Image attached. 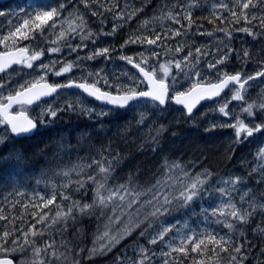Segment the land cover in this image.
Instances as JSON below:
<instances>
[{
  "label": "trees",
  "instance_id": "16d2710c",
  "mask_svg": "<svg viewBox=\"0 0 264 264\" xmlns=\"http://www.w3.org/2000/svg\"><path fill=\"white\" fill-rule=\"evenodd\" d=\"M56 1L13 0L7 6L2 4L0 12L8 13L9 16L7 20L5 15H0L2 47L6 43L17 46L26 41V39L13 37L12 34L15 33L16 28L23 24V19L34 16L36 12L57 7ZM256 1L260 0H252L255 6L247 10L242 9V4L247 0H192L189 4L181 0H70V3L71 8L73 5L77 9L78 19L76 21H80L79 18L82 17L87 24H90L88 32L94 34L91 37L92 41H100L103 47L110 49L105 56L108 68L111 66L110 63L127 65L126 60L121 57H132L134 61H141V54L144 57L143 50L148 49L149 45L147 43L125 45V41L130 37L133 39L136 37L154 39L157 34L161 36L154 48L149 46L150 53L144 57L147 60V67L153 70L156 69L155 63L164 56L167 59H177L181 56L180 54L195 55L193 48L198 45L197 40H205L203 36L225 35L236 49L234 48V53H227L223 65H226L229 74L240 72L245 75L264 70V27L260 22V18L264 17V3ZM222 5H227V7ZM232 11H235L238 16L241 12L246 11L250 22L241 19L237 23L232 17ZM120 12L125 13V16L117 19V14ZM133 12L135 15L128 19V14ZM169 12L174 15L179 13L176 19H179L180 23H176L174 19L162 18L166 17ZM188 13H191L193 21L191 25L184 19ZM253 16L256 19H252ZM71 18L75 19L70 12L69 19ZM145 21H148L146 25ZM117 25L118 27L113 33V28ZM73 26H77L75 21ZM245 27L250 28L252 34L238 30ZM77 29L79 28L77 27ZM22 31H27V29H22ZM176 31H179L180 34L173 35L172 33ZM38 32L39 30L30 31L29 38ZM79 32L81 33L80 30ZM88 43H91V40H88ZM122 45L125 46L121 47ZM177 48L181 50L176 51ZM245 51L249 53L248 57H244ZM153 53L158 55H153ZM203 61H207L209 65L214 63L210 56L204 57ZM118 68L117 72L121 73L120 70L124 68V65ZM130 68L135 71L131 64ZM109 83L111 84L105 87L116 91L118 85L112 81ZM83 96L88 100L85 95ZM89 101L94 103L92 100ZM142 101H145L147 106L143 110H140V107L135 108L136 105L127 109L110 108L108 116L94 119L96 121L87 120L86 114L61 112L53 119L54 125L37 131L31 136L16 138L7 134L0 140V217H3L0 218V236L5 231L12 234L7 244L9 249L17 247L11 243L14 238H18L19 245H24L23 250L17 248L16 251L0 252V256L10 254L16 260L28 264H33V262L37 264L39 261L37 259L73 264L107 261L113 257H123V253H121L123 250L120 246L124 243V247L132 242L140 243L148 248V241L152 237L151 231L154 225L167 222L174 226L171 234H175L182 240H185L187 236L203 237L213 234L217 238L224 237L231 241L230 252H218L217 254L210 251L211 245L209 250L192 252V245L189 243L186 255L174 252L175 255L181 256L179 264L184 262L186 264H225L230 256L239 258L243 264H264V158L258 154L259 150L264 148V131L256 132L251 137L242 134L240 141L237 142L234 129L223 126L229 124H220L219 121L210 124L211 119L209 118L193 121L194 114L188 115L181 107L172 103L158 109L157 104L153 107L150 106V104H155L154 102ZM176 111H179L181 119ZM253 111L257 112L255 108ZM257 113L264 121V116ZM257 113L254 114L255 117ZM239 119L244 120L243 118ZM244 122L249 126L254 124L247 123L245 120ZM260 123L262 122L259 121ZM162 126L164 130L160 131ZM93 131L96 132L91 133ZM213 143L214 145L209 146ZM72 147L84 149L89 157L94 154L113 157L116 161V166L113 169L115 174L125 171L126 175L140 180H135L134 184L129 181L120 184L114 181L115 175L107 180L105 173L100 172L99 167L94 163L95 160L89 158H86L87 165L84 164L82 167L80 164L78 165L80 174L76 175L74 179H70L69 176L71 167L77 165L76 163L61 167V170L67 169L63 172V176L57 179H40L43 171L53 161L54 165L59 164L54 159L65 155ZM86 147L89 149L86 150ZM49 153L50 155H48ZM205 154L207 155L204 156ZM207 156L210 157L207 158ZM100 158L101 156H99ZM101 165L105 166L102 163ZM173 165H179V167H173ZM89 176L95 178L91 180L95 182V186L88 181L90 180ZM198 177L205 181L199 186L198 195L188 205H182L178 199L180 193ZM237 177L240 180L235 185L225 183ZM83 178H86L88 187L82 181ZM98 183L105 184V188L101 190V194L104 196L109 194L108 190L116 191L120 185H125L127 192L120 189L118 195L113 197L106 206L97 203L94 207L81 212L80 207L84 204L91 205L96 199ZM222 188L226 189L224 193L219 191ZM120 195L125 197L123 201L119 199ZM165 196L172 202L170 205H166L169 211L164 213L162 210L161 214L155 217L151 216L150 213L163 204ZM53 197H55L54 203L44 207L46 201ZM221 197L224 199L220 200ZM74 203L77 206L72 208L70 215L67 217L56 216L58 211L67 213L69 207ZM229 204H234L242 212L250 213L247 221L241 222L230 217L228 215L230 209L226 207ZM195 208L198 210L196 211ZM213 209H223L224 215L219 212L213 215ZM41 216L44 217L43 220H40ZM130 222L139 225L131 235L122 239L110 251L98 255L90 254V249L98 248L101 243H106L105 239L98 241V237H103L106 231L109 234H115ZM229 223L233 224L232 229L227 227ZM33 231L37 234L32 235ZM142 232L145 235L141 236ZM24 233H28V240L34 242L36 247L43 248L45 245L51 244L52 248L40 256H35L33 244L25 245ZM241 245L240 253L232 250L233 247ZM179 246H181V242ZM53 251H55V255L51 254Z\"/></svg>",
  "mask_w": 264,
  "mask_h": 264
},
{
  "label": "rangeland",
  "instance_id": "374dc122",
  "mask_svg": "<svg viewBox=\"0 0 264 264\" xmlns=\"http://www.w3.org/2000/svg\"><path fill=\"white\" fill-rule=\"evenodd\" d=\"M181 1H186L188 4L192 2V0ZM55 4L57 7H59L60 4L64 5V8L60 10L59 17L56 18V26L53 28L50 26V24L45 25L42 31L39 30L36 35L22 42V45L30 47L31 55L35 53L43 54L38 60L31 62V68H29L27 64L22 63L15 69L8 72L3 79L0 78L3 86L0 90V97H6L9 94L15 93V91L21 89V86H26L28 84L40 81L42 80L41 77H43V80H49L50 78H53L55 80H63L64 78L71 80L70 78L72 76L74 78L80 77L89 82H95L98 80L99 83H97V85L100 87L110 85L111 83H109V81H112L116 85H126L129 87H135L138 91L140 89H146V85L142 77L136 71L131 70L130 64L127 61L125 62L127 65L123 64L124 68L120 70L121 73H118V67L123 65H119V63H110L111 66L110 68H108L106 66L107 59L105 56H96L94 59H88L87 57L91 56L97 50L103 49L105 47H103L100 41L93 42L92 38L88 39L91 40V43H88V40H84L83 42L81 41L80 36L87 34L88 30H90L88 29V26L90 24L86 23V30H84V32L80 33V29H77V27L75 33L69 31V24H71L72 27H74V21L75 25L80 24V21H76L78 19L77 9L73 5L71 8L70 0H57ZM70 12L72 13L75 19H69ZM5 17L7 20L9 19L8 13H6ZM1 27L2 22L0 20V28ZM62 31L65 32V36L63 38L60 37V33ZM203 38H205V40H197L198 45L193 48V52L195 53V55L180 54L181 56L177 59H167V57L165 58L164 56L161 60L155 63V70L158 77L169 82L172 92H185L197 83L217 82L220 78L223 77L225 73L229 74L226 65L223 64H225V58L227 53H234V51L230 52L229 49L234 50L235 45L231 44V42H229L228 37H226L225 35H218L216 37L203 36ZM212 38L214 39L212 40ZM14 46L15 45L10 44L11 48H14ZM149 46L154 48V45ZM149 46L148 49L145 48V50H143L144 57H146V55L148 56V54L150 53ZM52 48H59L60 51H49ZM73 48H75L76 51H72L71 49ZM196 49H200V52H197ZM207 56H210V59L214 61L213 64L215 65V67L210 68L207 61H203V58ZM186 57L187 59H185ZM221 59H223L224 62L218 64L217 61ZM177 61L181 63L180 68L175 67V62ZM69 62L73 63L74 65L72 70L68 73H64L59 76L56 75V72H59L61 68ZM161 64H167L170 67V71L167 76H165L160 70L159 66ZM42 65H47L48 67L42 68ZM97 73H99V76H97ZM254 74H252L251 72L246 73L244 75V78H246L247 76H254ZM105 81H107V83H105ZM263 83L264 78H256L250 81L249 84L246 85V91L242 93L244 95V100L241 101L232 100V96L234 95L235 89L236 87H238L232 86L231 89L223 97L219 98L214 102L207 103L206 105H204L203 108H201L199 111H197V113L192 116V120L199 121L206 120L209 118L211 119L210 124H214L216 121H219L220 124H232L236 118H243L247 123L259 124V121L264 123L263 119L259 117L257 113L259 112V114L264 116V110H261L258 107L255 108V110L257 111L254 112V114L257 113L256 117L254 115L252 117H249L246 113H243L241 111L242 108L247 107V103L255 102V104L257 105H259L260 103H264ZM230 100L231 103L228 105L230 116L226 117L222 113H220L218 109ZM88 101L89 100H86L81 93L71 92V90H63L62 93H60L54 99L44 103L41 107H33L29 110L31 113L37 116L38 113H40L39 117L41 118L46 119L47 116L49 117L47 118V121L43 122L44 126H48L53 122L52 118L54 117L50 115L49 109L58 113L61 110H66L71 113L78 112L79 114H86L87 116L85 118L89 121H93L96 117L103 118L104 116H108L110 114L108 108L95 106L93 104H87ZM154 103L155 104H150V106H156L157 103ZM135 105L136 106H133L135 108L140 107V110H143L147 107L145 105V101H142V103L138 102ZM160 107L162 106L157 104V108L159 109ZM176 113L179 114V111H176ZM178 117L180 119L182 118L180 114ZM5 135L7 136V128L4 124H0V138L3 139ZM85 149L87 150L89 148L86 147ZM99 156H101L100 159ZM86 158L94 159L95 161L99 162L101 160V163L105 165V168L111 169L110 172L107 174V180H109L113 175H115L113 178L114 181L120 184L128 183V181L134 184L135 180H140L139 178H131L130 176L126 175L125 171H122V173H120L119 171L115 174L113 169L116 166V161L113 157H106L103 154H94L92 157H89L85 150L80 147H72L68 150L65 155H61L60 157L54 159L55 162H59V164L54 165L53 161L49 165V167L43 171V174L40 179H57L58 177L63 176V172L67 169L65 168V170H61V167L63 168L65 166H69L72 163H76L77 165H71V175L69 176L70 179H74L76 175L80 174V168L78 167V165L80 164L81 167L84 164L87 165ZM85 180L86 178L82 179V181L85 182V186L88 187L89 184H87ZM88 181L94 184V186L96 185L95 182L91 180ZM223 199L224 197L220 198V200ZM163 227H172V229L174 228L173 224L167 222H160L159 224L154 225L151 231L152 237L149 238V241ZM171 233L172 231L167 233L163 241H157L156 244L149 243L148 248L147 246L144 247L140 243L135 244L132 242L131 244L128 243L124 247V243L122 246H120L122 247L121 250H123L121 252L123 253V257H113L112 259L107 261H95L91 264H135L136 261L142 258L137 245L143 246L144 248L148 249V260L145 261V264H165L166 260L169 262V264H179L181 256L175 255L174 251H171V249L169 248V244H171L172 248L179 247L182 238ZM169 252H171L170 255H163L164 253ZM37 260H39L38 262L45 261V259ZM241 262L243 264V261L236 257L235 264H241ZM183 264H186V262H184ZM225 264H229V260H227Z\"/></svg>",
  "mask_w": 264,
  "mask_h": 264
},
{
  "label": "snow or ice",
  "instance_id": "6c2138e0",
  "mask_svg": "<svg viewBox=\"0 0 264 264\" xmlns=\"http://www.w3.org/2000/svg\"><path fill=\"white\" fill-rule=\"evenodd\" d=\"M261 3H264V0H260ZM223 7H227V5H222ZM252 0H247V2H244L242 4V9L247 10L250 7H254ZM64 8L63 4H60L59 7H52L49 10L44 11H38L35 13L34 16H31L30 18L23 19V24L16 28L15 33H13V37L15 39H28L29 38V32L33 30H43V27L45 25H49V22L51 23V27L56 26V18L60 15V10ZM111 11V9H109ZM94 15L96 13H93ZM0 15H6L5 13L0 12ZM135 13L128 14V19H131L132 16H134ZM179 13L173 14L171 12L167 13L166 17L167 19H174L176 23H180L179 19H176V16H178ZM125 16V13L120 12L117 14V19L123 18ZM232 17L236 20L237 23L240 22L241 19H243L245 22H250L249 17L245 12H241L239 16L235 11H232ZM80 19V24L77 25L81 32H84L86 29V22L83 20L82 17ZM188 21V24L191 25L193 23L191 19V13H188L184 17ZM252 19H256L255 16L252 17ZM261 26L264 27V17L260 18ZM145 25L148 23V21L144 22ZM76 27H72L71 24H69V31L75 33ZM117 26H114L113 33L115 32ZM22 29H27V31H22ZM239 31H243L249 34L251 33L250 28H242L238 29ZM221 31H224L221 29ZM173 35H179V31H176L172 33ZM94 34L92 32H87V34L81 35L80 39L83 42L84 40L91 39V37ZM231 34L229 33V36ZM65 36V32L60 33V37L63 38ZM7 39V37H5ZM161 39V36L157 34L154 39H149L147 37H136L135 39L129 38V40L125 41V45L128 43H147L149 45H155L157 42ZM125 45H122L121 47H124ZM79 47V46H78ZM72 51H76L75 48L71 49ZM180 48H177L176 51H180ZM27 49L21 48L17 50V53H5L4 56L7 57V59L0 57V71H4L6 68L10 66L11 63H23L27 64L29 68L32 67V61L38 60L40 56L43 53H35L31 56L26 55ZM49 51L51 52H59V48H52ZM110 49L105 47L103 49L97 50L95 53H93L91 56L87 57L88 59H94L96 56H107ZM197 52H200V49H196ZM229 51H234L232 49H229ZM153 55H158L156 53H153ZM191 55V53H189ZM244 57H248L249 53L247 51L244 52ZM121 59H125L129 64H133L135 68L139 70V73L142 74L144 79L147 81L148 84V90L147 91H138L135 87H129V86H116V93L113 94L109 91H102L101 88L97 87V83L99 81H95L91 84L84 82L75 84L73 81H69L67 85H52L48 83H32L30 86H21V90L15 91V94H9L6 97H0V124H4L5 127L10 131L11 134L15 136H22L25 134L34 133L37 129V122L29 119L23 112L17 113L15 115L12 114L11 110L13 109L14 105H31L34 101L40 100L42 97L49 96L52 93L57 92L59 88L62 87H73L76 86L80 89H82L85 93H87L89 96L98 99L100 101L106 102L108 104L114 105L116 107H125L129 105L130 102L137 100L141 97L151 98L153 101H157L160 105H164L169 98V89L168 85L166 84L164 79H157L156 78V70L153 69L151 71L146 70L147 67V60L144 58L141 54L140 63H135L134 59L132 57H121ZM187 59V57L185 58ZM223 59L218 60L217 63H223ZM141 64H144L145 67H142ZM73 63L69 62L64 67L61 68L59 72H56V75H62L64 73H68L73 68ZM42 68H47V65H42ZM160 70L163 72L165 76L168 75L170 71V67L167 64H161ZM175 67L180 68L181 63L179 61L175 62ZM210 68L215 67L214 64L209 65ZM97 76H99V73H97ZM256 78H264V70L258 71L254 74V76H247L246 78L242 77V74L240 72H237L234 75H229L225 73L222 78L219 79L218 83H209L206 85L201 86L200 84H194L190 91L183 92L179 91L176 92L174 96L171 97V99L175 100L177 104H181L186 108L187 114L191 115L193 113V109L196 107V105L206 98H213L216 96H219L221 94V91L228 88L229 85L238 86L235 89L234 95L232 96V100L241 101L244 100V95L242 94L244 91H246V85L249 84L250 81L256 79ZM43 80V77H41ZM107 83V81H105ZM6 101V102H5ZM231 103L230 101H227L224 105L219 107L218 111L222 113L224 116H230V112L228 110V105ZM259 108L261 110H264V103H260L259 105L253 103H247V107H244L241 109L243 113H246L247 116L252 117L254 115V108ZM50 115L55 117L57 115L56 111H52L49 109ZM227 127H231L234 129L235 136L237 137V142L240 141V138L242 134H246L247 137H251L256 132L264 131V123L261 124H253L252 126H249L244 122V120L236 118L235 123L229 124V125H223ZM213 127H216L213 125ZM163 126L161 127L160 131H163ZM2 140V138H0ZM262 158H264V148L259 150L258 153ZM94 163L97 164L99 167L100 172L105 173V178L107 177V174L110 172V168H105L101 165L99 161H94ZM173 167H179V165H173ZM88 179L94 180V177L89 176ZM240 180L239 177L226 181L225 183H230L232 185H235ZM205 181L200 179L199 177L188 185L184 191L180 193L179 200L182 202V205H188L193 199L198 195V189L199 186L202 185ZM79 183V182H78ZM82 186V184H81ZM105 188L104 183H98L96 188V199L94 200L93 204H84L82 207H80V211L84 212L87 209H90L95 206V204H100L103 206H106L109 201H112L113 197L117 196L120 189H123L125 192H127V188L125 185H120L119 188L116 191L108 190L109 194L107 196H104L101 194V190ZM220 192L224 193L226 189H220ZM247 195V194H246ZM67 199V197H65ZM119 199L123 201L125 197L123 195L119 196ZM243 199V197H241ZM55 200V197L52 199H48L44 205V207H47L50 204H53ZM172 202L168 199L167 196L164 197L163 204L156 208L152 213H150L151 216L155 217L158 214L162 213V210L164 213L169 211V208L166 207V205H170ZM77 205L74 203L71 207H69L67 213L57 212V217H67L72 213V208L76 207ZM230 209L228 212V215L238 221L246 222L250 213L246 211H241L240 209L236 208L234 204H229L226 206ZM217 212H219L221 215H224L223 209H213L212 214L216 215ZM3 218V217H0ZM41 220L44 219L43 216L40 217ZM147 219V217H146ZM55 222V221H54ZM138 224H132L131 222L129 225H126L124 228L117 231L115 234H109V232H105L103 234V237H98V241L101 239H105L106 243H101L100 246L94 247L89 250L91 255L96 254H103L104 252L110 251L115 245L119 244L122 239L126 238L127 236L132 234V231L138 227ZM34 227V226H33ZM227 227L229 229H232L234 226L232 223L227 224ZM172 227H163L148 243L150 244H156L157 241H163L164 237L167 233L172 231ZM37 233L35 231L32 232V235H36ZM12 234L8 231H5L2 236H0V252H8V251H16L17 248L20 250H23L24 245L18 244V238H14L11 240V243L13 245H16V248L9 249L7 247V244L9 242V237ZM145 235V233H141V236ZM24 239H25V245L32 243L33 244V254L35 256H40L42 253L47 252L49 248H52V245H45L43 248L36 247L34 245V242H30L28 240V233H24ZM191 243V251L197 252L198 250H209V246L211 245L210 251L213 253H222V252H228L229 246L231 245V241L229 239H225L224 237H219L213 235V234H207L203 237H195V236H187L185 240L181 241V246L172 248L171 244H169V248L171 251L174 252H180L187 254V245ZM139 248V252L141 254V259L136 261L135 264H145V261L148 260V249L144 248L143 246L137 245ZM241 246L233 247L232 250L236 253L241 252ZM52 255H55V251L51 253ZM169 253H164L163 255H170ZM236 257L230 256L229 257V264H235ZM0 264H13V261L11 259H0ZM35 264V262H33ZM43 264V262H41ZM165 264H169V262L166 260ZM242 264V262H241Z\"/></svg>",
  "mask_w": 264,
  "mask_h": 264
},
{
  "label": "water",
  "instance_id": "95a60500",
  "mask_svg": "<svg viewBox=\"0 0 264 264\" xmlns=\"http://www.w3.org/2000/svg\"><path fill=\"white\" fill-rule=\"evenodd\" d=\"M21 48H25V49H27L28 51H27V53H26V55H29V49L28 48H26V47H19V48H17V49H12V50H8V51H6V52H0V57H3V58H5V59H7V57H5L4 56V54L5 53H17V50L18 49H21ZM0 62H2V61H0ZM18 63H11L10 64V66L8 67V68H6L4 71H0V74L1 73H3V72H6V71H8V70H10L11 68H13L15 65H17ZM134 66V65H133ZM142 66V65H141ZM143 67V66H142ZM138 70V69H137ZM146 70H148L147 68H146ZM139 71V70H138ZM148 71H150V70H148ZM141 74V73H140ZM142 75V74H141ZM156 78L158 79V77L156 76ZM73 82H75V84H79V83H84V82H76V81H73ZM147 82V81H146ZM38 83H48V84H52L51 82H49V81H42V82H38ZM69 83V82H68ZM67 83V84H68ZM87 83H89V82H87ZM216 83H218V82H216ZM66 84V85H67ZM89 84H91V83H89ZM166 84L168 85V83L166 82ZM52 85H54V84H52ZM148 85V84H147ZM201 86H203V85H206V84H200ZM66 88H73V89H77V90H80V91H82V92H84L82 89H80V88H78V87H76V86H73V87H66ZM60 89L61 88H59L58 90H57V92H55V93H52L51 95H49V96H45V97H42L40 100H38V101H34L33 102V104H36V103H38V102H40V101H43V100H45V99H48V98H51V97H53L54 95H56L59 91H60ZM168 89H169V85H168ZM102 91H106V90H103V89H101ZM227 90V88L226 89H224V90H222L221 91V94L220 95H222L225 91ZM145 91H147V90H145ZM188 91H190V90H188ZM188 91H186V92H188ZM110 92V91H109ZM85 93V92H84ZM113 94H115L114 92H112ZM169 93H170V89H169ZM85 94H87V93H85ZM14 95V94H13ZM88 95V94H87ZM170 95V94H169ZM175 95V94H174ZM173 95V96H174ZM219 95V96H220ZM219 96H216V97H213V98H206V99H204V100H201L197 105H196V107L193 109V112H195L203 103H205V102H208V101H213V100H215L217 97H219ZM91 97V96H90ZM91 98H93V97H91ZM142 98H146V97H141V98H138L137 100H139V99H142ZM93 99H95V98H93ZM148 99H151V98H148ZM95 100H97V101H99V102H101L102 104H105V105H109V106H114V105H111V104H108V103H106V102H103V101H100V100H98V99H95ZM137 100H135V101H137ZM168 100H169V98L167 99V101H166V103L164 104V105H166L167 104V102H168ZM172 100V102L173 103H175V104H177L176 102H175V100H173V99H171ZM134 101H132V102H130L129 103V105L131 104V103H133ZM33 104H31V105H33ZM129 105H127V106H125V107H121V108H126V107H128ZM178 106H182V107H184L183 105H181V104H177ZM17 105H14L13 106V108L14 107H16ZM185 108V107H184ZM186 109V108H185ZM13 110V109H12ZM12 110H11V112H12ZM21 112H23L29 119H32V120H34L29 114H28V112H26V111H21ZM20 113V112H19ZM12 114L13 115H15V114H17V113H13L12 112ZM35 121V120H34ZM31 134V133H30ZM25 135H28V134H25ZM5 258H7V259H11L12 261H13V259L12 258H9V257H5ZM0 259H4V258H0ZM13 264H14V261H13ZM45 264H55V263H45Z\"/></svg>",
  "mask_w": 264,
  "mask_h": 264
},
{
  "label": "bare ground",
  "instance_id": "6f19581e",
  "mask_svg": "<svg viewBox=\"0 0 264 264\" xmlns=\"http://www.w3.org/2000/svg\"><path fill=\"white\" fill-rule=\"evenodd\" d=\"M160 1V0H159ZM253 1H255V0H253ZM227 2V1H226ZM256 2H260V1H256ZM228 3V2H227ZM239 3V2H238ZM7 4V3H6ZM12 4V3H11ZM153 5V4H152ZM7 6V5H6ZM176 6V5H175ZM159 7V6H158ZM184 8V7H183ZM206 8V7H205ZM209 8H210V6H209ZM84 10V9H83ZM99 10V9H98ZM82 11V10H81ZM189 11V10H188ZM208 11V10H207ZM258 11V10H257ZM187 15V14H186ZM206 16V15H205ZM200 18V17H199ZM194 20V19H193ZM204 20V19H203ZM196 21V20H195ZM207 21V20H206ZM52 23V22H51ZM209 24H210V22H209ZM51 25V24H50ZM189 26V25H188ZM193 27V26H192ZM212 30V29H211ZM194 32V31H193ZM184 34V33H183ZM206 35V34H205ZM192 36V35H191ZM238 36V35H237ZM202 38V37H201ZM2 39V38H1ZM233 39V38H232ZM201 40V39H200ZM216 40V39H215ZM247 62V61H246ZM245 62V63H246ZM249 71V70H248ZM52 75V74H51ZM81 81V80H80ZM264 84V83H263ZM113 88V87H112ZM78 110V109H77ZM129 112V111H128ZM58 113V112H57ZM119 115V114H118ZM130 115V114H129ZM129 115H128V117H129ZM114 116V115H113ZM151 116V115H150ZM68 117V116H67ZM90 117V116H89ZM125 117V116H124ZM49 118V117H48ZM119 118V117H118ZM48 120V119H47ZM46 120V121H47ZM38 122V121H37ZM88 122V121H87ZM108 122V121H107ZM95 123H97V122H95ZM116 123V122H115ZM122 123V122H121ZM84 124V123H83ZM113 124V123H112ZM119 124V123H118ZM124 124V123H123ZM122 124V125H123ZM88 125V124H87ZM106 125V124H105ZM125 125V124H124ZM40 126V125H39ZM107 126H108V124H107ZM114 126V125H113ZM117 126V125H116ZM174 126H176V125H174ZM106 127V126H105ZM111 127V126H110ZM179 127V126H178ZM101 128H102V126H101ZM100 128V129H101ZM103 128H104V126H103ZM115 128V127H114ZM123 128V127H122ZM177 128V127H176ZM91 129H92V127H91ZM119 129V128H118ZM121 129V128H120ZM131 129V128H130ZM229 129V128H228ZM53 130V129H52ZM79 130V129H78ZM107 130V129H106ZM113 130H115V129H113ZM125 130V129H124ZM172 130H174V129H172ZM50 131H51V129H50ZM49 131V132H50ZM61 131V130H60ZM69 131V130H68ZM81 131V130H80ZM111 131V130H110ZM118 131V130H117ZM119 131H122V130H119ZM49 132H47V133H49ZM52 132V131H51ZM59 132V131H58ZM57 132V133H58ZM63 132V131H62ZM62 132H61V134H62ZM76 132V131H75ZM82 132V131H81ZM96 131H93V132H91V133H95ZM101 132H102V129H101ZM144 132V131H143ZM173 132V131H172ZM54 133V132H53ZM52 133V134H53ZM56 133V132H55ZM60 133V132H59ZM58 133V134H59ZM70 133V132H69ZM99 133V132H98ZM111 133H113V132H111ZM118 133V132H117ZM129 133H131V132H129ZM78 134V133H77ZM103 134H104V132H103ZM102 134V135H103ZM116 134V133H115ZM57 135V134H56ZM75 135V134H74ZM73 135V136H74ZM95 135V134H94ZM165 135V134H164ZM188 135V134H187ZM40 136H41V133H40ZM47 136V135H46ZM55 136V135H54ZM59 136H60V134H59ZM77 136V135H76ZM99 136V135H98ZM106 136V135H105ZM125 136V135H124ZM153 136V135H152ZM190 136V135H189ZM215 136V135H214ZM218 136V135H217ZM53 137V136H52ZM75 137V136H74ZM78 137V136H77ZM193 137V136H192ZM197 137V136H196ZM195 137V138H196ZM224 137V136H223ZM230 137V136H229ZM40 138V137H39ZM48 138H49V135H48ZM47 138V139H48ZM56 138V137H55ZM64 138V137H63ZM107 138V137H106ZM120 138V137H119ZM126 138V137H125ZM153 138H155V137H153ZM194 138V139H195ZM51 139H53V138H51ZM78 139V138H77ZM103 139V138H102ZM109 139V138H108ZM113 139V138H112ZM202 139V138H201ZM207 139V138H206ZM251 139V138H250ZM254 139V138H253ZM36 140V139H35ZM96 140V139H95ZM105 140V139H104ZM132 140H133V138H132ZM159 140V139H158ZM187 140V139H186ZM215 140V139H214ZM213 140V141H214ZM222 140V139H221ZM100 141H101V139H100ZM108 141V140H107ZM113 141H115V140H113ZM150 141V140H149ZM173 141V140H172ZM190 141V140H189ZM204 141H206V140H204ZM212 141V140H211ZM212 141V142H213ZM218 141V140H217ZM216 141V142H217ZM111 142V141H110ZM210 142V141H209ZM216 142H214V143H216ZM33 143V142H32ZM82 143V142H81ZM103 143V142H102ZM113 143V142H112ZM177 143V142H176ZM195 143V142H194ZM214 143L213 144H211V145H209V146H212V145H214ZM224 143V142H223ZM228 143V142H227ZM26 144V143H25ZM44 144V143H43ZM85 144V143H84ZM99 144V143H98ZM38 145V144H37ZM61 145V144H60ZM63 145V144H62ZM148 145V144H147ZM189 145V144H188ZM215 145H218V144H215ZM2 146V145H1ZM53 146V145H52ZM115 146V145H114ZM141 146V145H140ZM165 146V145H164ZM163 146V147H164ZM197 146V145H196ZM104 147V146H103ZM199 147V146H198ZM54 148V147H53ZM130 148V147H129ZM153 148V147H152ZM162 148V147H161ZM167 148V147H166ZM184 148V147H183ZM182 148V149H183ZM215 148V147H214ZM22 149V148H21ZM35 149V148H34ZM42 149V148H41ZM47 149V148H46ZM52 149V148H51ZM118 149V148H117ZM177 149V148H176ZM190 150H191V148H189ZM200 149V148H199ZM221 149V148H220ZM43 150V149H42ZM41 150V151H42ZM105 150H107V149H105ZM164 150V149H163ZM166 150H168V149H166ZM193 150V149H192ZM196 150V149H195ZM194 150V151H195ZM204 150V149H203ZM54 151V150H53ZM108 151V150H107ZM122 151V150H121ZM165 151V150H164ZM169 151V150H168ZM172 151V150H171ZM189 151V150H188ZM210 151V150H209ZM40 152V151H39ZM105 152V151H104ZM175 152V151H174ZM191 152V151H190ZM196 152V151H195ZM208 152V151H207ZM217 152V151H216ZM228 152V151H227ZM236 152V151H235ZM27 153V152H26ZM43 153V152H42ZM41 153V154H42ZM52 153V152H51ZM66 153V152H65ZM176 153V152H175ZM179 153V152H178ZM193 153V152H192ZM218 153V152H217ZM225 153V152H224ZM258 153V152H257ZM32 154V153H31ZM40 154V153H39ZM108 154V153H107ZM115 154V153H114ZM119 154V153H118ZM190 154V153H189ZM188 154V155H189ZM196 154V153H195ZM211 154V153H210ZM48 155H50V153L48 154ZM52 155V154H51ZM54 155V154H53ZM105 155V154H104ZM109 155V154H108ZM175 155V154H174ZM192 155V154H191ZM194 155V154H193ZM200 155V154H199ZM207 154H205L204 156H206ZM146 156V155H145ZM183 156H184V154H183ZM198 156V155H197ZM139 157V156H138ZM177 157V156H176ZM210 157V156H209ZM208 156H207V158H209ZM223 157V156H222ZM12 158H14V157H12ZM31 158V157H30ZM184 158V157H183ZM199 158V157H198ZM213 158V157H212ZM212 158H211V160H212ZM219 158V157H218ZM233 158V157H232ZM5 159V158H4ZM169 159V158H168ZM241 159V158H240ZM13 160V159H12ZM224 160V159H223ZM10 161V160H9ZM188 161V160H187ZM204 161V160H203ZM239 161V160H238ZM151 162V161H150ZM205 162H206V160H205ZM204 162V163H205ZM209 162V161H208ZM220 162V161H219ZM221 162H222V160H221ZM8 163V162H7ZM11 163V162H10ZM14 163V162H13ZM131 163H132V161H131ZM142 163V162H141ZM159 163V162H158ZM12 164V163H11ZM46 164V163H45ZM128 164V163H127ZM211 164V163H210ZM222 164H223V162H222ZM38 165V164H37ZM201 165H202V163H201ZM216 165V164H215ZM7 166V165H6ZM23 166H24V164H23ZM134 166V165H133ZM132 166V167H133ZM142 166V165H141ZM151 166V165H150ZM197 166V165H196ZM264 166V165H263ZM96 167V166H95ZM7 168V167H6ZM36 168V167H35ZM45 168V167H44ZM135 168V167H134ZM133 168V169H134ZM39 170V169H38ZM214 170V169H213ZM96 171V170H95ZM256 171V170H255ZM1 172V171H0ZM87 172V171H86ZM97 172V171H96ZM150 172V171H149ZM25 174V173H24ZM96 174H98V172L96 173ZM85 175H86V173H85ZM89 175H90V173H89ZM92 175H93V173H92ZM100 175H102V174H100ZM42 176V175H41ZM39 177H40V175H39ZM98 177V176H97ZM252 177H254V176H252ZM1 178V177H0ZM101 179H103V177H100ZM32 181V180H31ZM34 181H36V180H34ZM37 183V182H36ZM26 184V183H25ZM33 184V183H32ZM31 184V185H32ZM263 184H264V182H263ZM3 185V184H2ZM11 188V187H10ZM58 189V188H57ZM60 192V191H59ZM37 193V192H36ZM1 194V193H0ZM164 194V193H163ZM162 195V194H161ZM144 198V197H143ZM213 200V199H212ZM208 201V200H207ZM110 207V206H109ZM199 207V206H198ZM196 209V208H195ZM228 209V208H227ZM198 209H196V211H197ZM144 211V210H143ZM147 211V210H146ZM189 211V210H188ZM117 212H118V210H117ZM190 212V211H189ZM188 212V213H189ZM53 213V212H52ZM169 217V216H168ZM79 218V217H78ZM117 218V217H116ZM41 220V219H40ZM83 220V219H82ZM85 222V221H84ZM93 222V221H92ZM255 224V223H254ZM45 226V225H44ZM119 226V225H118ZM52 228V227H51ZM92 229V228H91ZM137 230V229H136ZM264 233V232H263ZM246 236V235H245ZM228 237V236H227ZM262 239V238H261ZM188 246V245H187ZM243 246H244V244H243ZM118 248V247H117ZM231 250V249H230ZM199 251V250H198ZM230 252V251H229ZM254 253V252H253ZM48 254V253H47ZM215 254H217V253H215ZM98 255V254H97ZM225 255V254H224ZM188 256V255H187ZM193 256V255H192ZM218 256V255H217ZM22 257V256H21ZM43 257V256H42ZM179 258V257H178Z\"/></svg>",
  "mask_w": 264,
  "mask_h": 264
},
{
  "label": "flooded vegetation",
  "instance_id": "af4514ba",
  "mask_svg": "<svg viewBox=\"0 0 264 264\" xmlns=\"http://www.w3.org/2000/svg\"><path fill=\"white\" fill-rule=\"evenodd\" d=\"M9 4V1H6V2H0V4H5V5H7V4ZM1 36H0V51H5V50H7V49H9V45H8V43H6V45H4L3 47H2V43H1ZM0 78L2 79V78H4V76H0ZM74 79V78H73ZM75 79H77V81H82V80H84V79H82V78H75ZM68 81H70V80H68V79H66V78H64L63 80H54L53 79V81L52 82H54V83H62V84H65V83H67ZM0 85L2 86V81L0 80ZM63 90H71V92H77L75 89H63ZM63 90H61L60 91V93H62L63 92ZM60 93H58V94H60ZM48 101H50V100H47V101H43V102H41V103H39V104H37V105H35V106H33V107H35V108H39V107H41L44 103H46V102H48ZM20 109H21V107H16L15 109H14V111L15 112H18V111H20ZM28 110H29V108H28ZM30 111V110H29ZM66 112H68V111H66ZM71 113V112H70ZM34 116V118H36V121H38L37 123H38V126L40 125V127H42V128H44L45 129V127H48V126H44V123L43 122H45L46 120H47V118H48V116L46 117V119H44V118H41V117H39L40 116V113H38V116L37 115H35V114H33Z\"/></svg>",
  "mask_w": 264,
  "mask_h": 264
}]
</instances>
